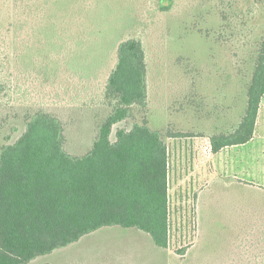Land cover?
Returning a JSON list of instances; mask_svg holds the SVG:
<instances>
[{
    "label": "rangeland",
    "instance_id": "rangeland-1",
    "mask_svg": "<svg viewBox=\"0 0 264 264\" xmlns=\"http://www.w3.org/2000/svg\"><path fill=\"white\" fill-rule=\"evenodd\" d=\"M71 1L72 6L82 7L89 0ZM171 1L170 10L161 12L156 9L157 0H99L130 17L135 26L131 33L139 35L144 29L142 39L148 56L147 107L137 110L133 119L115 125L112 138L117 128H130L132 122L144 119L151 129L163 132L167 140L168 132L188 133L191 127H200L211 118L216 125L226 118L228 132L243 116L255 48L264 36V1L256 4L251 0ZM99 9L97 4L82 10L81 14H88L83 21L54 19L59 27L68 28L61 37L66 45L48 50L53 56L56 53L62 56L58 78L47 82L52 86L60 84L61 94L56 93L55 87L52 94H43L47 79L36 75L43 68L25 65L26 61L20 58L21 51L28 49L22 45L25 39L31 44V59L41 57L35 47L36 36H40L30 33L33 26L30 21L7 33V43L11 39L14 43L7 51L11 60L7 70L18 83L30 86L33 93L26 97L17 94L15 98L0 95V146L22 133L28 113L46 109L63 124L67 152L79 155L89 149L98 124L110 112V107L102 105L101 98L93 94L103 84L112 59L93 69L80 67L78 74L70 66L75 62L79 65L82 49L94 46L97 33L89 34V30L99 20L96 14ZM0 10V18L7 19V9L0 6ZM4 25L7 22L0 26V42ZM92 58L90 54L83 61L94 65ZM47 60H53L50 54ZM37 101L44 104L33 105ZM220 103L227 105V112L213 108L220 107ZM205 106L206 110H201ZM235 150L225 152L228 171L236 169L230 163L235 152L238 156ZM239 177L245 181L231 176L225 182L212 181L216 199L210 207L203 205L208 189L197 185V191L191 192L189 198H180L182 204L184 201L188 205L185 213L184 208H178L179 198L171 187L168 248L157 246L148 234L136 228L109 226L26 264H200L205 256L212 264L226 261L264 264V183L252 181L260 180L259 172ZM200 189L204 190L200 193L202 200L199 198L197 202ZM195 254L202 255L196 258Z\"/></svg>",
    "mask_w": 264,
    "mask_h": 264
},
{
    "label": "trees",
    "instance_id": "trees-1",
    "mask_svg": "<svg viewBox=\"0 0 264 264\" xmlns=\"http://www.w3.org/2000/svg\"><path fill=\"white\" fill-rule=\"evenodd\" d=\"M70 1L0 0V6L7 9V19L0 18V26L7 22L0 42L1 96L33 93L8 71L11 60L7 51L14 43L13 39L7 43V33L29 21L33 25L30 33L40 36L35 35V47L41 57L31 59V44L25 39L22 45L28 49L21 51L20 58L25 65L43 68L36 74L47 79L43 94H52L54 87L61 94L60 84L47 82L58 78L62 56H53L48 50L66 45L61 37L68 28L59 27L54 19L83 21L88 14H81L82 10L100 4L98 23L95 21L89 30V34L97 33L94 46L82 49L81 62H72L70 68L78 74L80 67L103 66L112 59L103 84L93 94L110 107V112L98 124L86 152H67L63 124L46 109L28 113L22 133L0 146V264H26L109 226L136 228L157 246H169V156L164 133L151 129L144 119L132 122L130 128H117L112 138L115 125L133 119L135 112L148 104L144 29L139 35L131 33L135 26L130 17L99 0L85 1L82 7L72 6ZM157 1L158 11L170 10L171 0ZM49 54L53 60H47ZM90 54L94 65L83 61ZM263 95L264 36L255 48L243 116L233 130L211 136L213 152L251 139ZM173 135L168 132L167 137Z\"/></svg>",
    "mask_w": 264,
    "mask_h": 264
},
{
    "label": "crops",
    "instance_id": "crops-1",
    "mask_svg": "<svg viewBox=\"0 0 264 264\" xmlns=\"http://www.w3.org/2000/svg\"><path fill=\"white\" fill-rule=\"evenodd\" d=\"M219 105L220 107L217 105L213 108L220 110V113L224 112V110H227V105L225 106L221 103ZM206 107L207 106L204 108L201 107V110H206ZM218 110H216V112ZM202 112L206 114V112ZM226 121V118L225 120L221 118L219 124L216 125L212 123L213 120L211 118L210 120L205 121V124L200 127L199 125L195 127L193 126V128L191 127L188 133H185V131H180L182 133H174L173 136L168 137L166 140L169 156L168 193L170 197L171 187L173 188L174 192H177V198H179L178 206H180L178 208H184L183 213H185V209L188 207V205H186L184 201L182 204L180 198H189L191 192L197 191V185L200 186L199 188L206 187L205 189H208L207 193L205 192L206 196L203 197V205L210 207V205L215 203L214 200L216 199L214 198L215 195L211 190L210 184L212 181L219 182L222 180L225 182L228 176L233 177L234 180L245 181L243 178L239 177L240 174L241 176L244 174H251L254 176V172H259L261 176L260 180L256 181L253 179L252 181L264 183V95L259 105L255 129L251 139L246 143L224 147L213 152L210 138L214 134L227 132L225 131L227 127ZM229 149H234V151L237 149V158L235 152L234 155L231 156L234 158V160L230 161L232 166H235L237 169H234V171H228L227 168L229 160L228 155H226L225 152H227ZM240 171L242 173H240ZM203 191V189H200L197 202ZM200 199L202 200V198ZM253 243L254 242H252V244ZM184 255L185 254L183 253L181 257ZM195 255L197 256L196 258H199L202 254ZM245 263L249 264V262ZM200 264L212 263L210 260L207 261L205 256L203 263ZM215 264H239V262L237 261L236 263L235 261H226L225 263L217 262Z\"/></svg>",
    "mask_w": 264,
    "mask_h": 264
}]
</instances>
